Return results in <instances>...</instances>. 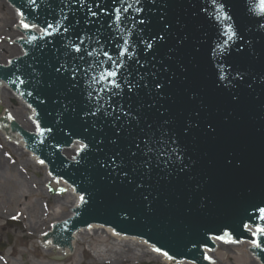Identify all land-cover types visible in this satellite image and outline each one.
Returning a JSON list of instances; mask_svg holds the SVG:
<instances>
[{"label": "water", "instance_id": "obj_1", "mask_svg": "<svg viewBox=\"0 0 264 264\" xmlns=\"http://www.w3.org/2000/svg\"><path fill=\"white\" fill-rule=\"evenodd\" d=\"M11 1L23 10L30 22L46 27V22L60 20L71 26L68 33H63L62 29L57 33L54 28L50 30L51 35L31 43L29 37L36 34L16 26L28 31V40L18 39L25 54L13 59V64L2 71L1 76L11 77L9 73L17 67L26 76L30 72L28 65L41 73L38 88L34 83L24 85L40 99L34 103L40 124L52 129L35 150L49 163L53 173L76 184L80 192L86 194L87 201L77 210L73 207L72 214L76 212L78 217L73 228L91 222L102 223L153 242L162 238L163 242L173 245L172 251L184 255L187 248L199 252L200 245L211 246L212 233L221 235L227 229L237 236L249 216L254 220L253 212L258 210L255 206H264V29L260 28L264 14L256 8L258 0H219L231 17L228 21L217 17L212 0H155L154 3L144 0V11L136 19L148 18L143 26L145 36L162 35L164 39L157 41V46L148 53L139 52L143 47L140 43H136L135 50L142 61H147L140 69L141 74L152 73L155 79L148 75V89L144 88V81H140L137 95L131 96L132 109L139 106V111L133 113L139 123L129 118L124 124L121 114L115 127L111 118L99 113L94 118L82 117V113L89 110L85 108L91 84L89 77L98 74L88 70L85 75L89 64L98 59L103 62V70H117L102 55L107 51L117 57L123 43L121 34L108 27L112 0H104L109 12L100 15L98 21L92 17L96 22L91 24L85 23L86 8L75 11L78 3L71 5L75 15L65 9L69 19L63 21L62 0H37L34 5L28 0ZM93 10L99 13L98 9ZM228 24L244 41L233 40L222 57L214 49L225 39L224 29ZM98 29L99 44L96 43ZM77 34H87L92 39L85 41L79 53H72L84 59L72 61L70 56H64L63 45L68 40L78 44ZM124 35L137 42L139 30ZM93 49L96 50L94 56L89 57L87 52ZM67 59L80 67L77 89L72 88L73 81L67 73L60 75L55 71L59 62ZM121 59L130 63L126 55ZM220 63H226L229 71L242 74V79L234 81V87L226 88L218 80ZM117 71L119 79L124 69ZM155 84H160L161 88L153 90ZM100 87H107V82L95 86L97 90ZM107 94L101 92L100 96ZM130 95H126L122 104L128 102ZM19 99L25 97L19 96ZM29 99L35 102L34 97ZM29 106L25 99V108H33ZM34 113L33 108V116ZM12 121L20 125L16 119H8L9 123ZM33 122V135H37L36 120ZM164 131L183 149L181 162L173 157L165 166L167 157L157 161L153 153L143 155V139L149 134L157 139ZM10 135L15 138V131ZM33 135H26L30 143L36 142ZM72 137L82 140L86 137L90 145V150L83 153L80 163L75 165L66 163L59 151L53 149L54 144L61 145ZM21 140L27 151L22 137ZM138 143L140 149L136 147ZM158 144L157 140L153 147ZM77 148L75 143L71 149ZM132 152L136 155H131ZM61 153L70 156L72 151ZM110 159L122 160L123 165L113 168ZM144 163L148 166L144 167ZM68 220L58 226L65 232L61 236L62 243H67L70 236ZM45 233L39 234L41 244H56L55 234L45 238L42 236ZM261 256L264 259V254Z\"/></svg>", "mask_w": 264, "mask_h": 264}, {"label": "rangeland", "instance_id": "obj_2", "mask_svg": "<svg viewBox=\"0 0 264 264\" xmlns=\"http://www.w3.org/2000/svg\"><path fill=\"white\" fill-rule=\"evenodd\" d=\"M14 21L11 6L0 0V63L20 53V46L14 43ZM9 92L8 89L1 91L0 105L12 112L14 118L18 117L20 125L26 126L27 131H32V125L25 117L27 109ZM30 158V152L23 150L18 142L6 140L0 133V264H104L105 261L139 264L149 260H152L149 261L151 264H164L151 257L144 245L117 241L101 230L80 235L69 255L44 249L38 241L39 234L48 232L50 225L67 217L73 197L65 194L57 195L58 200L53 199L55 195L49 193L44 165H38ZM98 246L102 247L99 252ZM223 246L215 251L214 264H258L248 253L247 244Z\"/></svg>", "mask_w": 264, "mask_h": 264}, {"label": "snow or ice", "instance_id": "obj_3", "mask_svg": "<svg viewBox=\"0 0 264 264\" xmlns=\"http://www.w3.org/2000/svg\"><path fill=\"white\" fill-rule=\"evenodd\" d=\"M28 2L34 5L37 0H28ZM148 2L154 3L155 0H148ZM212 2L216 5V13L219 19H223L225 21L231 19V17L226 14L225 5L223 3L219 2V0H212ZM62 3L63 7L61 8V15L63 16V21H68L69 19V16L65 14V9H67V11L72 15H75V11H78L79 9L84 10L86 8L87 19L85 23L87 24L96 22L91 20L92 17H96V20L98 21L100 15H105L109 12L108 5L104 3V0H71V3L69 2V0H62ZM77 3L79 4V8L75 9L74 11V8L71 5ZM117 5L120 6L117 7ZM94 8L98 9L99 13L97 11H94ZM256 8L261 14H264V0H258ZM143 11L144 0H131V2H129V0H112V16L110 17L111 23L108 25V27L110 29L115 28L116 31L121 34L123 43L122 45H120V51L117 57L114 58L110 56L107 51H104L102 55L106 57L109 63L115 66V69L118 70L123 68L124 71L120 73L119 79H117L118 71L111 69L103 70L102 61L97 59L93 63L89 64L88 69L85 70V75H87L88 70L97 71L98 74L89 77L91 84L89 85V90L87 93V104H91V107H88L86 104L85 108L89 110L84 111L82 113V117L94 118L99 113L105 118H111L113 120L112 126L115 127V121L120 120L122 114L124 116V124H127L129 122V118L132 121H136L137 123H139L138 117L133 114L134 111H139V106L136 109H132L131 96L137 95L138 89H140L141 87L140 81H144L143 86L145 89H148L149 85L146 77L151 74L153 76V79H155V75L149 72L141 74L140 69L146 66L147 61H142L139 53L135 50L136 43H140L143 45V47L139 49V52L148 53L150 50L154 49L157 46V41H163L164 39L162 35L152 36L151 38L145 36L143 26L146 25L148 18L145 16L143 18L136 19V17H139L140 13ZM129 12H133L135 15H125ZM76 23L79 24L80 21H76ZM102 23L103 22H101V24ZM128 23L131 24V27H127ZM21 26L29 32H31L32 29H37L39 27L37 22L29 23L25 22L24 20H21ZM167 27L168 26L165 25V29H167ZM54 28L56 29L57 33H60L61 29L63 33H68L71 30L70 25L62 24V21L60 20H56L55 22H46V27H39V30L44 34V36H47L52 34L50 30ZM260 28L264 29V24H261ZM137 29L139 30V37L137 42L129 40L124 35L125 33H127L128 35H132ZM99 32L100 30L98 29L96 34L97 44L100 43ZM224 36L225 39H223L222 43L218 44L214 49V51L219 52L222 57L225 55V52L228 51V48L233 40L244 41V37L235 28H233L231 24H228L224 29ZM37 39H43V36L37 37L36 35H31L28 42L31 43L33 41H36ZM77 39L79 41L78 44L75 41L68 40V42L64 43L63 45L64 56H70L72 61H75V59H84L83 56L74 57L72 53L73 51L79 53L84 46L85 41L92 39V37L87 34L83 36L77 34ZM245 43H247V41H245ZM130 48L132 50H130ZM239 50L241 49L238 48V51ZM95 51V49H93L92 51H88L87 55L89 57H93ZM125 55L127 56V60L130 61V63H125V61L121 59V57H124ZM69 60L70 59L61 60L59 62V67H57L55 71L60 75H64L65 73H67L68 78L73 81L72 88L77 89V73L80 71V67L74 62L69 63ZM8 63L13 64V61L10 60L8 61ZM28 67L30 69V72L26 76L19 67H17L15 71L9 73V75L13 77V79H10L9 82L17 85V87H19L20 85L34 83L38 88V85L40 84L41 73L38 72L36 68L33 67V65H28ZM133 74H135L134 79L132 78ZM242 78V74L239 71H229L226 63L219 64L218 80L224 83V86L226 88L234 87V81L240 80ZM104 82H107V87H100L98 90L95 88L96 85H102ZM160 88V84H155L153 90ZM101 92H105L108 94L106 95V97L102 98L100 96ZM20 94L31 96L33 95V91L21 92ZM127 94H131L130 96H128V102L126 104H122V100H124ZM93 101H95V103H93ZM41 103H43V100H41ZM73 111H75V109H73ZM7 119L11 120L13 119V117L11 115H8ZM165 123H167V121H165ZM36 131L37 134L43 135L45 132H51L52 129L50 127L42 128L40 122H36ZM85 132H87V129H85ZM117 132H119V129H117ZM157 140L159 141L158 146L153 147L157 145ZM86 141L87 138L84 137L79 144V152H82L84 154H86L90 150V145ZM99 142L100 141L97 140V143ZM112 142L115 143V140H113ZM142 143L143 155L147 156L149 153H153L156 156L157 161H159L161 157H167L165 166H167L168 162H172L173 157L176 162L182 161L183 149L180 148V146L177 144L175 138H168L167 131L162 132L157 139H153L151 134H149L147 138L143 139ZM136 147L137 149H140L141 145L138 143ZM116 155L119 156L120 154L117 153ZM131 155L134 156L136 155V153L132 152ZM73 160H75L76 163H80V160H77L76 157H73ZM39 163L43 164L44 161L40 160ZM110 164L113 168L121 167L123 165V161L121 160L120 162H117L114 159H110ZM147 166V163H144V167ZM121 175H126V173H121ZM80 200L83 202L84 197L81 196ZM255 207L258 208V211L260 213L259 219L264 220V208H259V206ZM248 219L251 221L253 218L249 216ZM241 223H243V221H241ZM244 227L250 228L251 225L244 224ZM228 235L229 234L225 232L223 236L217 237V239H224ZM252 235H259L261 237H264V227L257 224L255 226V231L252 232ZM261 244L262 240H260L259 242H257L256 240H252L253 247L259 248ZM154 251L159 252L160 249L156 248L154 249ZM164 255L167 256L168 254L164 253ZM169 259H171V257H169Z\"/></svg>", "mask_w": 264, "mask_h": 264}, {"label": "bare ground", "instance_id": "obj_4", "mask_svg": "<svg viewBox=\"0 0 264 264\" xmlns=\"http://www.w3.org/2000/svg\"><path fill=\"white\" fill-rule=\"evenodd\" d=\"M11 3V2H10ZM11 6V5H10ZM11 10H12V12H13V14H14V17H15V21H14V23H16V25L14 26L13 24V26H14V28L12 27V25H11V29L12 30H15L16 31V33H15V35H14V38H16L17 37V39H19V40H23L24 39V36H23V31H22V28H16V26H18V27H22L21 26V22H20V20H21V16L19 15V13L16 11V9L13 7V6H11ZM18 21H19V23H18ZM32 32H38V31H40L39 29H32L31 30ZM4 63H6V61L4 62ZM6 88V87H5ZM10 91L12 92V90H11V88H10ZM9 93L10 94V96H12V95H14V97L17 99V100H20L21 102H22V104L24 105V107H25V99H19V96H18V94H16V93ZM27 109V113L25 114V117L27 118V117H33V108H26ZM3 113V111L1 110V112H0V114H2ZM16 117H17V115H15ZM19 116V115H18ZM18 118V117H17ZM16 118V120L18 121V119ZM29 120V122L31 123V125H32V131L34 132L35 130H34V122H33V119H28ZM20 126H22L23 128H27L26 126H24V125H20ZM15 139H17L18 140V142H19V146L20 147H22L23 148V150H24V147H23V143H22V140H21V136H19L16 132H15ZM39 160V158L38 157H36L35 155H31V158H30V161H34L35 163H36V161H38ZM45 169L47 170V168L45 167ZM47 175V180H49V182H50V184L52 185V186H59V187H63L64 189H65V191H67V194H69V195H71L72 197H73V200H72V202L70 203V208H71V210H70V212L68 213V215H67V217L65 218L64 217V219L62 218V222H64L65 220H67V219H69L70 217H72V216H70L71 214H72V210H73V207L74 208H76V207H78L79 206V194L78 193H74V191L75 190H73V188L72 187H67V185H66V183L65 184H63L61 181H59L58 179H53L52 178V176L50 175L49 176V174H46ZM54 198L53 199H57L58 200V197L59 196H53ZM61 222V223H62ZM98 230H101V232H103V233H107V234H114V235H116L115 233H113L112 232V229H110V227H107V226H105V225H91L90 227H84V228H80L78 231H76L75 233L73 232V238H72V240H73V246L76 244V242L79 240V236L80 235H82L83 233H88V232H94V233H98ZM116 238V240L117 241H124V240H121L122 238H124V237H122V236H120V235H116V237H114V239ZM129 240H131V242H136V244L137 243H139L138 245H144L145 247H146V251L148 252V254L151 256V257H153V258H155V259H160V257H163V256H161V255H163L162 253H160V252H156V251H154V249H156L154 246H152V245H150V244H148V243H145L143 240H141V239H139V238H134V239H129ZM38 241L41 243V240H40V237L38 238ZM42 245V247L44 248V249H48V250H51V251H57V252H59V251H61L62 253H67V249H63V251L61 250V249H59L60 247L58 246V245H56V244H54V243H48V244H41ZM102 246V245H101ZM224 247V246H223ZM102 249V247H100V246H98L97 247V252H99L100 250ZM96 252V253H97ZM114 252L116 253L117 252V249L116 250H114ZM96 256L98 255V254H95ZM160 256V257H159ZM164 258H166L167 259V257L165 256ZM165 259V260H166ZM255 259V258H254ZM149 261H152V260H149ZM149 261H143L142 262V264H151V262H149ZM167 262H170V261H168V260H166ZM171 263V262H170ZM86 264H88V263H86ZM167 264H169V263H167ZM181 264H185V263H181ZM258 264H260V263H258Z\"/></svg>", "mask_w": 264, "mask_h": 264}, {"label": "flooded vegetation", "instance_id": "obj_5", "mask_svg": "<svg viewBox=\"0 0 264 264\" xmlns=\"http://www.w3.org/2000/svg\"><path fill=\"white\" fill-rule=\"evenodd\" d=\"M132 253H133V249L130 250V254H132ZM104 264H110V263L108 261H105Z\"/></svg>", "mask_w": 264, "mask_h": 264}]
</instances>
